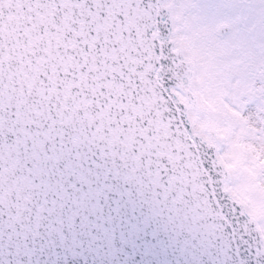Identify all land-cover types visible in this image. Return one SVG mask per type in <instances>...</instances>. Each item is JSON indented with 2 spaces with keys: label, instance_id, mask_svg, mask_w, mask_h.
Segmentation results:
<instances>
[{
  "label": "snow or ice",
  "instance_id": "obj_1",
  "mask_svg": "<svg viewBox=\"0 0 264 264\" xmlns=\"http://www.w3.org/2000/svg\"><path fill=\"white\" fill-rule=\"evenodd\" d=\"M0 264H264V0H0Z\"/></svg>",
  "mask_w": 264,
  "mask_h": 264
}]
</instances>
